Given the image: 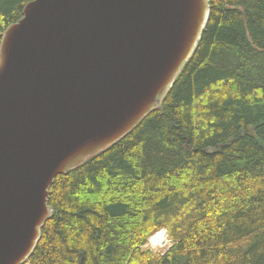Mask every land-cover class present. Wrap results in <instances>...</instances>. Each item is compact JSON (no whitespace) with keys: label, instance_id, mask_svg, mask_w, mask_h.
Masks as SVG:
<instances>
[{"label":"trees","instance_id":"16d2710c","mask_svg":"<svg viewBox=\"0 0 264 264\" xmlns=\"http://www.w3.org/2000/svg\"><path fill=\"white\" fill-rule=\"evenodd\" d=\"M32 0H0V46ZM160 109L56 178L24 264H264V0H210ZM167 231L163 254L145 250Z\"/></svg>","mask_w":264,"mask_h":264},{"label":"water","instance_id":"95a60500","mask_svg":"<svg viewBox=\"0 0 264 264\" xmlns=\"http://www.w3.org/2000/svg\"><path fill=\"white\" fill-rule=\"evenodd\" d=\"M210 15V0L26 5L0 46V264L33 254L58 176L162 107Z\"/></svg>","mask_w":264,"mask_h":264},{"label":"rangeland","instance_id":"374dc122","mask_svg":"<svg viewBox=\"0 0 264 264\" xmlns=\"http://www.w3.org/2000/svg\"><path fill=\"white\" fill-rule=\"evenodd\" d=\"M172 245H173V243L171 242V240H170V238H169V236L167 234L165 241H163V244H160V245L157 244L156 247H154L153 243L151 242V238H150L148 244L144 247V249L148 250V251H151V252H153L155 254H163L170 247H172Z\"/></svg>","mask_w":264,"mask_h":264},{"label":"bare ground","instance_id":"6f19581e","mask_svg":"<svg viewBox=\"0 0 264 264\" xmlns=\"http://www.w3.org/2000/svg\"><path fill=\"white\" fill-rule=\"evenodd\" d=\"M166 236L167 233L165 231L153 235V237L151 238V242L153 243L154 247H156L157 244H163V241H165Z\"/></svg>","mask_w":264,"mask_h":264}]
</instances>
